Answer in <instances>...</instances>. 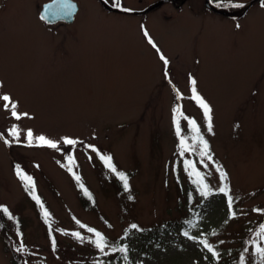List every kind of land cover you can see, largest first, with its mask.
<instances>
[{
	"label": "rangeland",
	"instance_id": "1",
	"mask_svg": "<svg viewBox=\"0 0 264 264\" xmlns=\"http://www.w3.org/2000/svg\"><path fill=\"white\" fill-rule=\"evenodd\" d=\"M41 1L0 0V97L21 114L14 118L0 99V264H98L114 242L135 264H260L252 242L264 247V11L233 20L172 7L165 12L178 17L121 18L76 0L72 23L47 26ZM192 79L212 109L211 133ZM185 117L212 161L201 163L198 147L180 155L181 137L193 142ZM40 135L58 147L39 146ZM185 160L203 175L206 197ZM89 227L108 241L104 252L89 242Z\"/></svg>",
	"mask_w": 264,
	"mask_h": 264
},
{
	"label": "snow or ice",
	"instance_id": "2",
	"mask_svg": "<svg viewBox=\"0 0 264 264\" xmlns=\"http://www.w3.org/2000/svg\"><path fill=\"white\" fill-rule=\"evenodd\" d=\"M218 7L220 6H232V7H243V5H225V4H221L218 3L217 4ZM262 7H264V5H262ZM44 17H41V19H43ZM237 27H239V25H237ZM145 36H148L147 31L144 32ZM149 44L152 45L153 48H156L157 46L155 45V43L151 40V38H149L148 40ZM157 51L159 52V49L157 48ZM160 59L164 62L165 66H167L168 64V60L161 54L160 55ZM191 84H192V99L199 105V107L203 110L204 116L207 120V130L209 133L212 132V116H211V112L212 109L210 107V105L205 101V99L197 92L196 89V81L194 79L191 80ZM0 99H2L3 101L7 102L3 105L4 108L11 109V115L16 118V119H20L21 118V114H19L16 111L17 105L13 102H11V98L8 95H4L3 97H0ZM177 113H179V108H177L175 110ZM180 115H183L182 113H179ZM23 115H27V113H24ZM185 119L188 120V124L190 126V129L193 133L192 136V144H188L187 142V138L186 137H181L180 139V155L183 156V154L185 152L188 151H197V147H198V153H199V158L201 163L204 162V160L206 159L207 161H212V155L210 154V147L209 144L207 142V140H205L203 138V135L200 133V129L198 127V125L196 124L195 120H192L190 118L185 117ZM174 123L176 125V133L178 136H180V122L178 119H176L174 117ZM238 126V125H237ZM10 135L12 137H14L17 141L19 140V130L16 127H13L10 130ZM26 140L29 146H31L33 144V133L31 130H28L26 133ZM35 142L39 145V146H47L50 148H57L58 145L56 142L47 139L45 136L40 135L35 137ZM5 143H8V141H5ZM64 143L67 145H75L77 143V141L72 140V139H68L65 138L64 139ZM90 148H92L93 151H96V149L89 145ZM71 160V157L69 158ZM100 159L104 162V164L106 165V167H108L111 171L116 172L115 167L112 164V158L110 156H101ZM185 168L186 170L191 169V175H193L195 177V182L200 186V190H201V195L202 196H207L209 195V187L207 184L204 183V177L201 174L200 171H198L195 168V165L193 164V162L185 160ZM207 165H205L206 167ZM71 170V169H69ZM216 170L217 172L220 174V179L222 181L227 179V173L223 171L222 166L220 165H216ZM17 175L21 178V180H23L24 182H26V184L29 187H32V197L34 200L37 201L38 204H40L39 198L35 195L34 192V185L32 182V178L30 176L25 175L18 167H17ZM119 175V179L121 181H123V187L125 189V191L129 190V184H128V177L123 174V173H118ZM77 179H79V177H76ZM219 191L221 193H225L227 195V188L226 187H221L219 189ZM131 199V197H129ZM228 205L229 208H231L232 206V198L229 196L228 198ZM40 207L43 209V204H40ZM4 212H7L8 210L5 208L3 209ZM259 211V210H257ZM44 218H45V222H47L48 220V216L49 213L45 210L44 213ZM232 216H235V213H232ZM79 223V222H77ZM81 227H86L84 225H81ZM132 228H137V226L135 224L131 225ZM87 231L89 233H93L95 236L94 240H90V243H93L95 245V247L97 249H99V251L104 252L105 247H108V241L106 240V238L98 231H96L93 228H87ZM261 233H264V225L260 226V232L257 233V236H260ZM186 237L188 236V232L185 231L183 233ZM71 235L76 238L77 240H80L83 242V240L85 239L84 237L81 236V234L79 232H73L71 233ZM191 238V237H190ZM205 248L208 249L209 252H213V248L208 244V242L205 241H200ZM253 246H254V255H256L259 258V262L260 264H264V247H262L260 244L256 243L255 241L252 242ZM53 245H55V241H53ZM119 251L121 252H126L127 248L126 247H122L119 249ZM245 251H247V249H245ZM213 255H217V253L213 252ZM126 259V257H125ZM241 259L243 260V257H241Z\"/></svg>",
	"mask_w": 264,
	"mask_h": 264
},
{
	"label": "flooded vegetation",
	"instance_id": "3",
	"mask_svg": "<svg viewBox=\"0 0 264 264\" xmlns=\"http://www.w3.org/2000/svg\"><path fill=\"white\" fill-rule=\"evenodd\" d=\"M9 2L10 0H3ZM52 0H42L41 6L51 2ZM76 1V0H74ZM99 4L110 16L131 17V18H149L153 13H159L163 18L169 19L173 14L166 13V8L174 7L178 12L184 9L191 14L192 17H201L206 14L222 16L233 20L246 17L252 8L258 7L264 11V0H201V6H198L197 0H94ZM36 2V1H35ZM77 2V1H76ZM78 3V2H77ZM225 5H243V7L220 6ZM202 12H201V11ZM239 10L238 12H235ZM80 12V7L78 13Z\"/></svg>",
	"mask_w": 264,
	"mask_h": 264
},
{
	"label": "water",
	"instance_id": "4",
	"mask_svg": "<svg viewBox=\"0 0 264 264\" xmlns=\"http://www.w3.org/2000/svg\"><path fill=\"white\" fill-rule=\"evenodd\" d=\"M77 12V4L71 0H53L44 5L41 11L43 20L52 24L57 21L70 23L73 21L74 14Z\"/></svg>",
	"mask_w": 264,
	"mask_h": 264
},
{
	"label": "trees",
	"instance_id": "5",
	"mask_svg": "<svg viewBox=\"0 0 264 264\" xmlns=\"http://www.w3.org/2000/svg\"><path fill=\"white\" fill-rule=\"evenodd\" d=\"M4 220H5V218H4ZM4 220H2V217L0 216V221H4ZM4 234H5V236H7L5 232H4ZM5 236H3V237H5ZM122 247H124V245H122V243L114 242V246L112 244L113 253L111 255H108L106 258L98 261V264H135V259L127 258L126 252L119 251V249ZM7 250H9V249H7ZM125 257H126V259H125ZM12 262H13V260H12ZM15 262H14V264H16Z\"/></svg>",
	"mask_w": 264,
	"mask_h": 264
}]
</instances>
